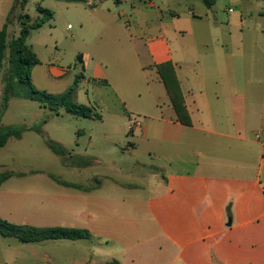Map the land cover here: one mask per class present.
Wrapping results in <instances>:
<instances>
[{"label": "crops", "instance_id": "1", "mask_svg": "<svg viewBox=\"0 0 264 264\" xmlns=\"http://www.w3.org/2000/svg\"><path fill=\"white\" fill-rule=\"evenodd\" d=\"M125 2L139 11L136 36L129 32L126 11L112 9L114 0L69 4L83 19L80 29L86 25L98 42V54L77 55L85 74L91 73L82 78L93 85L83 105L103 120L109 117L105 139L129 126V115L136 116L130 131L133 136L139 131L142 142L131 143L123 154L143 147L146 161L135 159L132 168L147 172L151 188L117 184L128 192L111 188L106 198L101 186L89 191L63 186L51 197L19 186L30 179L50 185L49 174L30 171L1 186L0 209L8 211L0 218L36 228L88 230L90 240L121 247L104 264H264V91L257 90L264 70L257 77L242 73L254 67L246 54L264 40V0H218L229 6L227 21L211 9L205 17L194 12L185 17L141 9L155 8V0ZM11 8L12 3L0 15L2 28ZM32 49L41 62L32 70L34 86L55 95L69 90L71 79L64 81L69 70ZM166 62L175 67L191 125L177 120L158 74L157 66ZM79 95L77 89L75 100ZM57 143L70 154L63 141ZM89 148H95L93 137ZM10 184L13 190L4 191ZM122 193L127 196L114 198ZM43 199L52 201L46 212L53 213L34 220L32 210L43 207ZM44 262L50 264L49 257Z\"/></svg>", "mask_w": 264, "mask_h": 264}, {"label": "rangeland", "instance_id": "2", "mask_svg": "<svg viewBox=\"0 0 264 264\" xmlns=\"http://www.w3.org/2000/svg\"><path fill=\"white\" fill-rule=\"evenodd\" d=\"M93 1L98 4L101 0ZM225 2H228V0H225ZM11 3L12 8L6 20V23H8L7 32L9 42L20 35L22 28L21 16L28 15L30 23H33L41 17L39 7L53 12V19L44 22L42 27L37 30H30L27 44L40 51L47 62L50 61L59 68L69 70L64 81L71 79L69 89L71 87L76 88V91L79 89L81 95L76 98V102L84 104L83 101L88 99V94L92 90L93 85L90 82L84 81L85 78L88 79L90 77L91 73L87 72L85 74L82 64L77 59V55L85 52L95 55L98 50V42L95 41L93 43L92 40L95 36L91 34L90 29L86 25L83 29H80V22L83 21L81 16L74 11L72 5L59 0H29L25 9L21 8L19 0H0V15ZM223 4H216L211 8V11L214 16H218L224 21H227V16L230 14L228 13L229 6ZM154 5L155 8L141 7V9L152 13L161 9L166 14L173 11L180 15H185V17L188 13L193 15V12L196 15L205 17V13L210 10L199 0H155ZM132 6L133 2H125L112 5V9L118 14L122 10L126 11L127 15L124 16L126 17L124 19L130 20V22L128 21L129 32L131 35L136 36L138 32L134 27L133 21L139 11L135 10ZM236 13L235 11L234 15ZM151 19L156 21L157 15H152ZM1 29L2 25L0 24ZM182 40L185 39L182 38ZM257 43L252 48V51H250V54H246L250 58V65L254 67L249 68L247 73L242 71L243 75L257 77L256 74H260L261 70H264V67L261 66V63L264 62V40H257ZM8 56L9 51H7V57L0 67V108L4 86L6 80L11 75ZM84 74L85 78H82ZM258 80L261 81L260 77ZM257 90L263 92L264 83H257ZM96 114L93 118L72 115L65 110H61L60 114H57L48 108L41 107L36 101L11 98L8 102L7 110L1 118L0 125L2 127L11 125L39 126L42 132H38L37 130L30 131L25 135L23 140L11 138L0 149V174L6 171L19 173L44 171L47 174L56 176L62 181L81 184L91 189L101 186V196L106 198L111 196L109 191L111 188H120L118 190L121 192H128L126 190L124 191L122 188L124 186L118 187L117 184L131 183L135 186L143 185L149 190L152 182L147 172L140 171L138 167L135 169L132 168L135 159L146 161L145 155L142 152L143 147L135 154H123L131 143L142 142L139 139V131L136 130L137 132L134 136L131 134L132 131H130V128H135L137 124L138 119L136 120V116L129 115V119L127 120L129 126L124 125L122 132L111 133L105 139L107 134L105 124L109 122V117L105 116L103 120L101 113L98 112ZM125 122L126 120L124 124ZM91 137H93L95 142L94 150L89 148V140ZM48 139L56 142L63 141L66 148L70 149V154H55L47 145ZM93 157H97L98 163H94L95 158ZM40 178L49 180L47 175H41ZM52 180H49L50 185H48L44 182H34L30 179L28 180L29 184L27 183L26 185L25 182L27 181H24L19 186L28 187L26 190L44 193V195L49 193L52 197L55 193L53 192L54 189L63 187V185L57 182L55 183ZM90 180L92 181L89 182ZM13 188L10 184L4 188V191L10 192ZM132 189L137 188L132 187ZM17 190H21L22 192L26 191L20 188ZM137 193H135L136 196ZM126 196L122 193L114 195V198L121 199ZM50 201L49 199H43V207L40 205L39 209L36 207L33 208L34 220H36L35 217L37 215L41 217L42 215L51 214L52 211L46 212ZM6 211L8 210L0 209L1 215H6ZM23 211L26 213V210L23 209ZM12 212L17 216L20 214V212L16 211ZM20 216L22 219H26L25 214H20ZM29 221L32 223V220ZM120 250L121 247L119 245L114 243L100 245L94 239L80 241L62 239L22 243L15 237L5 238L0 235V264L35 263V261L38 264H45L44 260H47L48 257L50 264H75L77 262L82 264H91L93 262L104 264L105 261H113L110 256L114 253L118 255Z\"/></svg>", "mask_w": 264, "mask_h": 264}, {"label": "trees", "instance_id": "3", "mask_svg": "<svg viewBox=\"0 0 264 264\" xmlns=\"http://www.w3.org/2000/svg\"><path fill=\"white\" fill-rule=\"evenodd\" d=\"M29 0H19L22 9H25ZM67 3H87L88 0H59ZM154 1V0H144ZM207 8L211 9L218 0H199ZM116 4H121L123 0H114ZM41 17L37 21L30 23L29 16H21L22 28L20 35L13 38L10 42L8 40V23H5L0 31V67L7 57L9 51L8 61L10 63L11 75L6 80L4 92L2 95V104L0 108V124L1 118L8 107V102L11 98L25 99L36 101L41 107L48 108L50 111L60 114L61 110L67 113L80 116L93 118L97 114L94 110L87 106L76 102L75 92L76 88L71 87L66 92L55 95L37 89L32 81V70L41 62L33 51L32 47L27 44V39L30 30H37L42 27L44 22L53 19V12L39 7ZM157 71L163 82L167 93L170 97L171 103L175 108L177 120L184 125H191V118L185 106L183 93L177 78L175 67L172 62H166L157 66ZM41 128L26 125H11L2 127L0 125V149L3 148L9 139H21L24 132L28 130H37L42 132ZM47 145L57 155H65L67 151L57 142L48 139ZM37 173V172H31ZM26 176V173H19L15 171H6L0 174V188L11 178H21ZM49 177L60 185L68 188L89 191L91 188L82 186L76 183H70L60 180L54 175L49 174ZM0 235L2 237H15L22 243H36L50 240H88L91 234L88 230L52 227V228H36L23 225H15L0 218ZM113 264H118L114 262Z\"/></svg>", "mask_w": 264, "mask_h": 264}]
</instances>
